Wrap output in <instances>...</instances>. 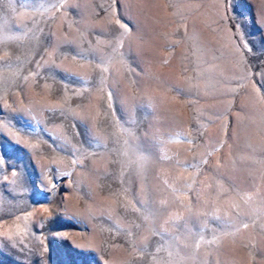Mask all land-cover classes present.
Returning a JSON list of instances; mask_svg holds the SVG:
<instances>
[{"label": "rangeland", "instance_id": "374dc122", "mask_svg": "<svg viewBox=\"0 0 264 264\" xmlns=\"http://www.w3.org/2000/svg\"><path fill=\"white\" fill-rule=\"evenodd\" d=\"M0 264H264V0H0Z\"/></svg>", "mask_w": 264, "mask_h": 264}, {"label": "snow or ice", "instance_id": "6c2138e0", "mask_svg": "<svg viewBox=\"0 0 264 264\" xmlns=\"http://www.w3.org/2000/svg\"><path fill=\"white\" fill-rule=\"evenodd\" d=\"M113 3L115 4L116 3V0H113ZM116 23L117 24H120V20L118 19L117 21H116ZM120 27L121 28H124L125 27V25L124 24H120ZM247 225H245V227H246Z\"/></svg>", "mask_w": 264, "mask_h": 264}]
</instances>
